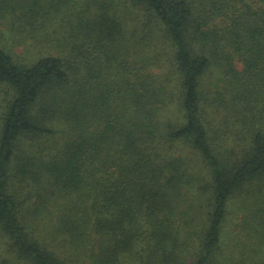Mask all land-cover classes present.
Segmentation results:
<instances>
[{"label": "trees", "instance_id": "16d2710c", "mask_svg": "<svg viewBox=\"0 0 264 264\" xmlns=\"http://www.w3.org/2000/svg\"><path fill=\"white\" fill-rule=\"evenodd\" d=\"M0 264H264V0H0Z\"/></svg>", "mask_w": 264, "mask_h": 264}, {"label": "rangeland", "instance_id": "374dc122", "mask_svg": "<svg viewBox=\"0 0 264 264\" xmlns=\"http://www.w3.org/2000/svg\"><path fill=\"white\" fill-rule=\"evenodd\" d=\"M166 50L170 51L169 45L166 47ZM238 67H240V64H238ZM232 212L228 223L224 227V233L226 238L229 239V242L234 240V236L236 235H243V233L246 234V231L243 232L244 229H242V222L244 220L243 217L248 214L247 206L244 202H240V200L237 199L232 204Z\"/></svg>", "mask_w": 264, "mask_h": 264}]
</instances>
